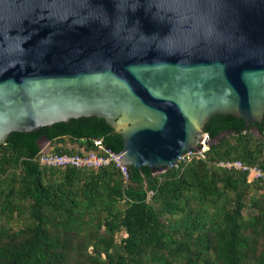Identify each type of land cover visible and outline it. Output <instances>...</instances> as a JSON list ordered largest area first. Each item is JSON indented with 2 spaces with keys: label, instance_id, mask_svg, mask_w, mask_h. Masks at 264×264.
<instances>
[{
  "label": "water",
  "instance_id": "obj_1",
  "mask_svg": "<svg viewBox=\"0 0 264 264\" xmlns=\"http://www.w3.org/2000/svg\"><path fill=\"white\" fill-rule=\"evenodd\" d=\"M215 114L263 120L264 0H0V145L96 116L163 173Z\"/></svg>",
  "mask_w": 264,
  "mask_h": 264
},
{
  "label": "trees",
  "instance_id": "obj_2",
  "mask_svg": "<svg viewBox=\"0 0 264 264\" xmlns=\"http://www.w3.org/2000/svg\"><path fill=\"white\" fill-rule=\"evenodd\" d=\"M205 132L203 156L163 173L132 167L128 178L114 163L39 161L43 137L51 154L101 153L96 141L122 152V135L104 118L13 132L0 145V264H264V175L249 180V170L221 165L264 173V117L247 127L215 114Z\"/></svg>",
  "mask_w": 264,
  "mask_h": 264
},
{
  "label": "built area",
  "instance_id": "obj_3",
  "mask_svg": "<svg viewBox=\"0 0 264 264\" xmlns=\"http://www.w3.org/2000/svg\"><path fill=\"white\" fill-rule=\"evenodd\" d=\"M96 145H98L101 153H91L85 156L80 155H70V154H51L50 152H45L42 150V154L39 157V161L42 165L46 166H73L77 168H98L102 166H108L112 163L116 164L117 167L121 169L123 174L128 178V168L122 165L120 153L113 152L110 149L105 148L102 145L101 141H96ZM202 150L198 153L189 152L186 154L184 158H190L192 155H201L203 156L206 151L210 149V137L206 135L204 140L202 141ZM43 149V148H42ZM222 166H226L228 168H237L243 170L251 171L252 168L244 166L241 162H227L221 163ZM262 174L260 169H255L254 173ZM253 171V169H252ZM262 176V175H261Z\"/></svg>",
  "mask_w": 264,
  "mask_h": 264
},
{
  "label": "rangeland",
  "instance_id": "obj_4",
  "mask_svg": "<svg viewBox=\"0 0 264 264\" xmlns=\"http://www.w3.org/2000/svg\"><path fill=\"white\" fill-rule=\"evenodd\" d=\"M262 137H264V136H262ZM210 143H211V141H210ZM54 146L55 145H53V144H48V143H45V144H43V150L45 151V152H50L53 148H54ZM252 169H253V171H252ZM251 169V171H249L250 172V177H249V180H253L254 178H256V177H260L261 175H264V173L262 172V174L261 175H259V173H260V171L258 170V173H254V170L255 169H257V168H252ZM255 192V191H254ZM264 192V190H261L260 191V193H263ZM259 193V194H260ZM253 194V193H252ZM230 197L232 198V197H234V194L232 193V194H230ZM125 235V234H124ZM124 235H122L121 236V234H119L118 235V237H117V240L118 241H120L123 237H124Z\"/></svg>",
  "mask_w": 264,
  "mask_h": 264
},
{
  "label": "flooded vegetation",
  "instance_id": "obj_5",
  "mask_svg": "<svg viewBox=\"0 0 264 264\" xmlns=\"http://www.w3.org/2000/svg\"><path fill=\"white\" fill-rule=\"evenodd\" d=\"M260 122H261V121H260ZM254 129H256V130H254ZM251 131H252V132L258 131V130H257V126H253V127L251 128ZM43 143H44V142H43Z\"/></svg>",
  "mask_w": 264,
  "mask_h": 264
}]
</instances>
